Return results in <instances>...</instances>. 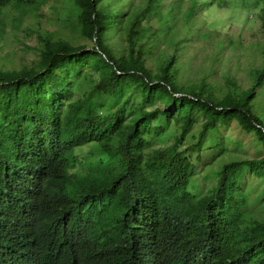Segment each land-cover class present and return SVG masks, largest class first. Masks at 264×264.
<instances>
[{
  "label": "trees",
  "instance_id": "16d2710c",
  "mask_svg": "<svg viewBox=\"0 0 264 264\" xmlns=\"http://www.w3.org/2000/svg\"><path fill=\"white\" fill-rule=\"evenodd\" d=\"M204 2L73 0V39L40 32L33 60L0 68L2 222L40 264H98L91 253L119 246L122 264H264V210L241 184L264 177V154L199 167L232 123L264 148V62L247 87L183 78ZM8 5L40 0H0V13ZM148 34L165 43L151 63Z\"/></svg>",
  "mask_w": 264,
  "mask_h": 264
},
{
  "label": "rangeland",
  "instance_id": "374dc122",
  "mask_svg": "<svg viewBox=\"0 0 264 264\" xmlns=\"http://www.w3.org/2000/svg\"><path fill=\"white\" fill-rule=\"evenodd\" d=\"M72 1L40 0L38 7H27L26 13L14 5L3 7L0 13L4 23L0 25V68H20L33 60L40 45V32L55 34L54 38L67 36L73 39L80 32V26L70 14ZM222 1L220 5L219 0H205L204 8L198 7L186 49L180 58L179 71L183 78L196 82L206 77L217 91L227 89L226 76L236 77L240 84L247 87L251 82V70L264 62V20L261 17L264 1ZM153 24L154 28H162L158 20ZM220 41L223 45L219 49ZM142 42L146 44L145 55L149 63L165 46L161 37L154 34L144 36ZM259 103L257 111L264 116V90ZM221 132L226 144L218 152L213 149L205 151V160L199 164L200 168L203 164L219 168L223 161L231 158H253L264 154V148L260 151L255 138L235 123L222 128ZM88 152L87 146L80 151V155ZM208 183L210 180H203L204 185ZM241 184L250 201L260 197V201L251 205H254L256 215L261 214L264 210V177L247 172Z\"/></svg>",
  "mask_w": 264,
  "mask_h": 264
},
{
  "label": "clouds",
  "instance_id": "9594fccd",
  "mask_svg": "<svg viewBox=\"0 0 264 264\" xmlns=\"http://www.w3.org/2000/svg\"><path fill=\"white\" fill-rule=\"evenodd\" d=\"M4 212V206L0 205V264H40L42 254H31L19 248L15 233L2 222ZM95 251L91 254L96 258L98 264H122L125 253L124 248L120 246L117 247L115 253L110 248Z\"/></svg>",
  "mask_w": 264,
  "mask_h": 264
},
{
  "label": "water",
  "instance_id": "95a60500",
  "mask_svg": "<svg viewBox=\"0 0 264 264\" xmlns=\"http://www.w3.org/2000/svg\"><path fill=\"white\" fill-rule=\"evenodd\" d=\"M176 95H179V94H176Z\"/></svg>",
  "mask_w": 264,
  "mask_h": 264
}]
</instances>
